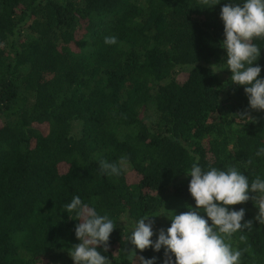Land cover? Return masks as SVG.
Masks as SVG:
<instances>
[{
  "label": "trees",
  "instance_id": "1",
  "mask_svg": "<svg viewBox=\"0 0 264 264\" xmlns=\"http://www.w3.org/2000/svg\"><path fill=\"white\" fill-rule=\"evenodd\" d=\"M228 2L0 0V264H73L79 221L61 209L76 195L117 223L103 253L111 264H162L163 249L140 252L127 237L140 217L166 230L195 207L185 172L197 158L264 177V111L220 66ZM254 43L264 78V39ZM245 110L256 123L237 121ZM122 156L119 177L100 171V159ZM230 207L253 221L246 240H230L242 264H264L258 209L251 199Z\"/></svg>",
  "mask_w": 264,
  "mask_h": 264
},
{
  "label": "clouds",
  "instance_id": "2",
  "mask_svg": "<svg viewBox=\"0 0 264 264\" xmlns=\"http://www.w3.org/2000/svg\"><path fill=\"white\" fill-rule=\"evenodd\" d=\"M200 2L208 5L209 0ZM220 2L213 0V6ZM220 19L224 26L220 47L226 52V60L220 66H226L231 72L232 84L243 87L248 108L264 111V78H261V66L256 63L262 48L254 43L255 39H264V0H229L221 8ZM104 43L115 45L117 37L106 36ZM234 116L244 126L256 123L248 110ZM256 156L264 159V145L258 147ZM97 163L106 176L119 177L127 170L129 160L122 156L116 162L100 159ZM185 175L191 178L188 191L195 207L188 206L187 211L174 213L168 218L170 227L160 229L158 234L150 219L158 216L140 217L132 222L127 242L140 252L151 249L160 253L163 249L162 264H242L243 251L234 248L230 240L237 233L241 234V241L246 240L245 230H253V221L245 220L244 208L230 206L251 199L258 209L254 219L264 225V177L257 175L250 181L235 166L203 168L198 158ZM61 210L75 213V221H79L74 229L79 243L69 250L73 264H111L103 253L108 252V241L117 223L109 215L100 214L79 195L73 196ZM137 260L138 264H158L160 258L135 255V264Z\"/></svg>",
  "mask_w": 264,
  "mask_h": 264
},
{
  "label": "rangeland",
  "instance_id": "3",
  "mask_svg": "<svg viewBox=\"0 0 264 264\" xmlns=\"http://www.w3.org/2000/svg\"><path fill=\"white\" fill-rule=\"evenodd\" d=\"M214 69L216 70V68H214ZM182 77H185V75H181L180 76V78H182ZM41 130L43 132H46V128L45 127H41ZM127 180H128L129 183H134V182L137 181V177H136V175L134 173L128 172L127 173ZM153 230H154L155 233H157L159 231V230L157 231V229H153Z\"/></svg>",
  "mask_w": 264,
  "mask_h": 264
}]
</instances>
